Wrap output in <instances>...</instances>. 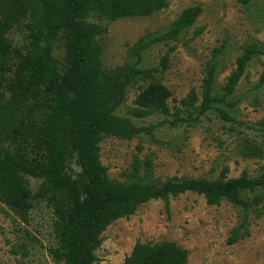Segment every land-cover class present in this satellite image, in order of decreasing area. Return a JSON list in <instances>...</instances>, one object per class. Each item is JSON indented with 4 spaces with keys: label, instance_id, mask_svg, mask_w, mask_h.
<instances>
[{
    "label": "trees",
    "instance_id": "obj_1",
    "mask_svg": "<svg viewBox=\"0 0 264 264\" xmlns=\"http://www.w3.org/2000/svg\"><path fill=\"white\" fill-rule=\"evenodd\" d=\"M170 0H0V202L24 224H29L35 200L52 210L53 230L59 248L51 250L55 262L94 264L102 234L121 218H130L144 204L186 192L203 196L210 206L227 201L238 211V224L228 244L250 235L252 215L263 214L264 194L251 200L244 191L264 189V173L258 178L247 174L217 180H169L157 186L151 179V163L135 158L130 181L111 180L100 161L99 144L111 136L129 140L139 133H151L130 119L116 114L130 85L149 74L140 67L143 53L154 41H139L130 47V61L105 70L100 39L108 33L98 21L150 17L167 8ZM251 0H239L248 4ZM201 6L185 9L170 30L157 40H175L194 25ZM26 31L29 44L22 50L9 35ZM65 33L67 67L61 71L53 57L59 32ZM264 54L257 44L247 48L237 68L223 86L232 95L253 55ZM217 65L207 69L200 106L192 91L180 102L183 109L171 114V92L157 81L141 90L135 103L149 112L173 115V125L197 123L214 104ZM198 110L197 116L190 111ZM188 116L181 117L180 113ZM220 116L230 121L222 109ZM257 155L256 147H247ZM77 159L81 172L74 177L70 163ZM143 174L141 175V173ZM28 177L41 181L33 194ZM189 252L175 242L135 244L122 264H188Z\"/></svg>",
    "mask_w": 264,
    "mask_h": 264
},
{
    "label": "rangeland",
    "instance_id": "obj_2",
    "mask_svg": "<svg viewBox=\"0 0 264 264\" xmlns=\"http://www.w3.org/2000/svg\"><path fill=\"white\" fill-rule=\"evenodd\" d=\"M201 6L202 14L194 25L175 40H157L187 8ZM108 29L100 41L105 70L130 61L128 51L139 41H154L143 53L140 67L147 76L130 85L125 101L116 114L130 119L137 127L151 130L132 139L107 136L99 144L100 161L111 180L130 181L135 158L149 160L150 179L161 186L169 180L239 178L247 174L258 178L264 173V54L253 55L234 93L225 96L223 86L237 68L238 59L250 46L264 50V0H170L167 8L150 17L121 18L115 21L92 19ZM26 31H14L13 45L27 49ZM65 33L59 32L53 57L62 72L67 67ZM216 63L215 96L224 102L203 115L197 123L173 125V115L149 112L135 100L150 82L157 81L171 92V114L183 109L180 102L195 91L200 106L207 69ZM217 109L230 117L224 120ZM192 116L198 110L190 111ZM181 117L188 116L182 111ZM256 147L257 155H248ZM69 172L77 177V159ZM143 172L141 173V175ZM35 194L41 181L27 178ZM251 200L264 189L244 191ZM52 210L35 200L29 224L22 223L0 202V264H63L54 261L51 250L59 248L53 230ZM238 224V211L227 201L210 206L203 196L186 192L142 205L130 218H121L102 234L94 264H122L136 243L171 241L189 252L188 264H264V208L260 217L250 218V235L236 244L228 239Z\"/></svg>",
    "mask_w": 264,
    "mask_h": 264
}]
</instances>
